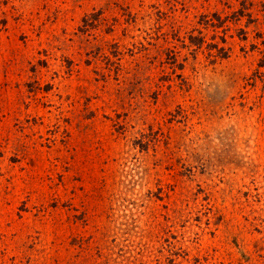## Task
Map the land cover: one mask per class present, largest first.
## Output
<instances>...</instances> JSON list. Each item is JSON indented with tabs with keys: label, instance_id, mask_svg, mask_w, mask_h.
Wrapping results in <instances>:
<instances>
[{
	"label": "rangeland",
	"instance_id": "rangeland-1",
	"mask_svg": "<svg viewBox=\"0 0 264 264\" xmlns=\"http://www.w3.org/2000/svg\"><path fill=\"white\" fill-rule=\"evenodd\" d=\"M0 264H264V0H0Z\"/></svg>",
	"mask_w": 264,
	"mask_h": 264
}]
</instances>
